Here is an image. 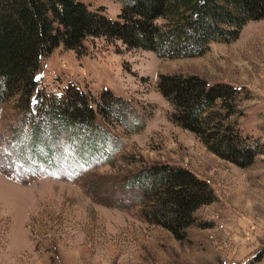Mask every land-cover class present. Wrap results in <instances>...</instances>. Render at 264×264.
Returning <instances> with one entry per match:
<instances>
[{
  "label": "rangeland",
  "instance_id": "rangeland-1",
  "mask_svg": "<svg viewBox=\"0 0 264 264\" xmlns=\"http://www.w3.org/2000/svg\"><path fill=\"white\" fill-rule=\"evenodd\" d=\"M76 1L112 20L123 7L121 0ZM85 48L80 55L61 47L43 58L30 111L18 99L0 103V264L256 262L264 250V20L196 58H160L104 39ZM161 76H197L237 90L232 121L255 150L252 163L228 162L176 125L158 89ZM72 88L94 110L107 93L117 100L114 119L96 116L105 139L74 149L69 131L51 129L34 143L31 121L42 103H57ZM160 166L193 172L215 194L196 211L184 241L146 221L133 190L124 188Z\"/></svg>",
  "mask_w": 264,
  "mask_h": 264
},
{
  "label": "trees",
  "instance_id": "trees-1",
  "mask_svg": "<svg viewBox=\"0 0 264 264\" xmlns=\"http://www.w3.org/2000/svg\"><path fill=\"white\" fill-rule=\"evenodd\" d=\"M121 2V13L112 20L76 0H0V103L18 99L23 110L30 111L40 63L61 47L81 55L90 39H104L160 58H196L207 54L212 43L238 41L248 23L264 20V0ZM158 89L174 108L172 121L196 134L210 152L239 167L252 163L255 150L232 121L238 113L237 90L224 84L208 86L197 76H161ZM103 99L94 110L88 98L72 88L57 103H42L41 116L31 121L32 141L39 145L47 130L65 129L74 149L79 142L95 146L106 137L96 116L116 117L117 100L108 93ZM124 188L133 190L146 221L179 241L197 224L196 211L215 201L205 181L179 167L147 169ZM262 261L264 250L251 264Z\"/></svg>",
  "mask_w": 264,
  "mask_h": 264
}]
</instances>
